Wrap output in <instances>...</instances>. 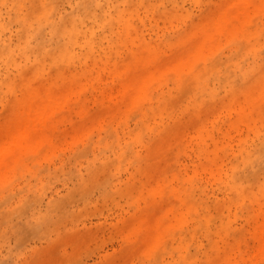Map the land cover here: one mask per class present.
I'll list each match as a JSON object with an SVG mask.
<instances>
[{
  "label": "rangeland",
  "instance_id": "obj_1",
  "mask_svg": "<svg viewBox=\"0 0 264 264\" xmlns=\"http://www.w3.org/2000/svg\"><path fill=\"white\" fill-rule=\"evenodd\" d=\"M53 2L67 18L83 12L74 6L85 0H8L0 9V21L12 29L5 35L13 46L24 39L40 4ZM203 2L216 7L260 0ZM251 21L247 9L225 7L202 29L197 55L180 57L176 48H169L176 59L148 73L143 93L124 79L121 65L110 55L86 48V42L70 38L65 62L46 69L41 65L31 88L25 89L36 105L27 139L8 162L0 160V264H128L133 252L122 246L120 229L113 223L125 222V210L112 189L139 185L137 213L146 212V232L163 244L173 233L191 227L182 201L196 182V197L211 205L215 217L230 214L231 223L239 224L233 242L249 264H260L264 146L256 131L261 107L258 54L253 73L257 80L248 98L213 102L212 108L196 104L202 81L206 84L211 76L195 72L196 60L211 58L237 32L246 44L255 40L243 31ZM157 23L149 18L139 29L134 26L139 33V38L132 37L135 44L154 39V31L161 36L153 27ZM173 28L179 29V23L167 30ZM127 53L126 46L121 56ZM141 94L148 96L147 106L139 100ZM10 103L8 88L0 82V136ZM141 126L149 129L150 143L133 147L129 129ZM169 173L183 175L187 185L174 187L163 179ZM233 175L246 185L232 186ZM239 193L248 195L237 205L231 196ZM186 238L192 239L191 233ZM167 258L163 253L161 259Z\"/></svg>",
  "mask_w": 264,
  "mask_h": 264
},
{
  "label": "snow or ice",
  "instance_id": "obj_2",
  "mask_svg": "<svg viewBox=\"0 0 264 264\" xmlns=\"http://www.w3.org/2000/svg\"><path fill=\"white\" fill-rule=\"evenodd\" d=\"M7 5L8 0H0V9ZM74 7L83 9V12H73L66 18L64 10L57 3L40 4V10L29 24L24 39L14 46L11 38L5 35L12 29L0 21V82L8 88V99L11 101L6 112L8 116L2 122L4 133L0 136V160L8 162L18 153L22 141L27 139L26 131L30 127L36 105L25 89L31 88V81L36 78L41 65L46 69L50 64L65 62L66 46L70 38L79 43L86 42V48L100 51L101 55H110V59L121 65L124 79L134 83L143 93L148 73L154 68L170 65L176 59L169 48H176L180 57L197 55L202 29L214 23L225 7L248 10L252 21L244 25L243 31L253 34L256 39L246 44L237 32L231 36L229 44L211 58L196 60L195 72L202 77L211 72L207 83L202 81L203 91L196 97V104L203 102L212 108L213 102L228 103L234 99L243 102L248 98L257 80L253 73L256 66L254 57L258 54L261 107L256 131L261 146H264V0H260L259 4L216 7L203 0H109L108 3L85 0ZM149 18L158 22L153 27H158L162 35L156 37L154 31V39L142 46L136 45L132 37L139 38V33L134 32L133 27L139 29ZM176 23H179V29L167 30L169 25ZM236 27H240L239 21ZM256 44L259 45L258 49ZM126 46L128 53L121 56ZM138 98L147 106V95L141 94ZM215 106L219 107L220 104ZM148 133L149 129L144 126L129 129L133 147L150 143ZM249 139L253 142L257 140L252 128H249ZM163 179L181 189L187 185V180L179 173H169ZM197 183H193L182 201L186 203L188 218L193 222L191 227L173 233L169 242L163 244L154 234L146 232L144 219L137 213L139 185L112 189L117 205H122L125 210V222L113 223L120 229L122 246L133 252L128 264H249L242 248L233 242L239 224L231 223L230 214L222 219L215 217L211 205L196 197ZM231 185L239 188L246 183L233 175ZM259 185L261 203L264 205V175L259 179ZM247 195L233 194L231 200L239 205V201ZM248 212L251 213L252 209L249 208ZM117 214L120 215L119 212ZM187 233H191L192 239L186 238ZM163 253H167L166 260L161 259ZM260 264H264V260Z\"/></svg>",
  "mask_w": 264,
  "mask_h": 264
},
{
  "label": "bare ground",
  "instance_id": "obj_3",
  "mask_svg": "<svg viewBox=\"0 0 264 264\" xmlns=\"http://www.w3.org/2000/svg\"><path fill=\"white\" fill-rule=\"evenodd\" d=\"M156 161H157V158H156ZM146 212L145 211H142L141 210V212L140 213H138V214H140V215H142V217H143V219L145 218V214ZM151 213V212H150ZM149 214V213H148ZM144 223H145V220H144ZM160 222H159V220H156V224L158 225ZM146 228V227H145ZM57 244V243H56ZM59 244H61V243H59ZM65 245V244H64ZM74 246V245H73ZM56 247V246H55ZM58 247V246H57ZM64 247V246H63ZM74 249V248H73ZM51 250V249H50ZM127 250V249H126ZM58 251H59V249H58Z\"/></svg>",
  "mask_w": 264,
  "mask_h": 264
}]
</instances>
